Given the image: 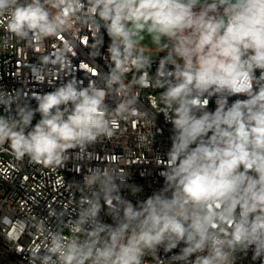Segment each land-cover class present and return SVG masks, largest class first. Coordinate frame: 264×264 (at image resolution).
Wrapping results in <instances>:
<instances>
[{
    "label": "clouds",
    "instance_id": "clouds-1",
    "mask_svg": "<svg viewBox=\"0 0 264 264\" xmlns=\"http://www.w3.org/2000/svg\"><path fill=\"white\" fill-rule=\"evenodd\" d=\"M0 28V50L38 52L24 67L52 87L0 86V152L14 161L57 171L92 160L122 124L150 115L155 127L159 113L172 133L166 158L138 134L163 178L151 194L127 171L146 157H113L76 182L71 212L49 211L54 227L33 216L8 229L28 264H238L249 253L264 264V0H0ZM78 49L88 62L77 68ZM25 231L40 243L26 249Z\"/></svg>",
    "mask_w": 264,
    "mask_h": 264
},
{
    "label": "built area",
    "instance_id": "built-area-1",
    "mask_svg": "<svg viewBox=\"0 0 264 264\" xmlns=\"http://www.w3.org/2000/svg\"><path fill=\"white\" fill-rule=\"evenodd\" d=\"M3 29L0 28V36H3ZM83 35V33H81ZM91 34L89 33V36ZM49 41V45H51ZM91 43V40H89ZM108 38L105 36V45L101 49L106 52ZM76 58H73V64L77 66L81 61L88 62L87 57L79 49ZM87 50L85 49L84 52ZM38 52L28 48L25 45H16L7 51L0 50V86L7 90H13L23 87L29 93L35 91L37 93L48 92L52 90L46 81L44 84H39L32 80L31 73L25 64L37 63ZM163 55V53H161ZM97 63L101 69L107 71L103 59L98 58ZM155 69V65L153 66ZM83 68L77 70V77L84 80ZM131 79V76L129 77ZM59 83V80L56 81ZM155 94L151 89H145L141 94V101L149 111L150 103L148 94ZM32 106L35 107V101H32ZM210 108H214V101L210 102ZM0 114H3V109L0 108ZM38 118V117H37ZM35 123V121L33 122ZM152 117L146 116L133 127L132 121L122 124V128L126 129L121 134L113 139L112 142L97 144L89 151L97 154L92 160H79L73 156L67 163L66 167L57 171L49 169H41L38 166L28 165L14 161L7 153L0 152V264H28L24 254L16 253L4 238L7 230L15 227L17 232L21 231V221L28 222L33 216L38 218H47L49 224L55 226V217H49V211L56 209L57 212L63 210L65 205H68V211L71 212L74 207V199H78L81 193L77 190L76 182H82L83 176L88 167L103 166L104 162H112L113 157L118 158L121 166L133 162H141L144 157L148 159V163H135L127 167V171L131 174V183L143 186L144 193L142 195L151 194L154 189L159 188L163 183V178L158 175L161 170L157 168L152 161L151 145L138 141V134H143L148 137V140H153V154H158L166 158L164 154L170 147L171 125L166 122L162 113L156 115L155 127ZM159 129V132L156 130ZM156 133V135H153ZM7 147V145H5ZM107 154V156H106ZM19 169V171H16ZM7 172H11V179H5ZM27 176V180L24 177ZM63 184V187L54 185ZM128 196L127 191L124 193ZM132 199L131 196H128ZM135 202V201H133ZM67 219V216L65 217ZM35 232V228L31 229ZM67 233V229H65ZM19 243L26 249L33 243L39 244L40 240L33 238L24 232ZM163 256L164 254L161 253ZM238 264H253L251 261V253L247 257H242ZM258 264V262H256Z\"/></svg>",
    "mask_w": 264,
    "mask_h": 264
}]
</instances>
